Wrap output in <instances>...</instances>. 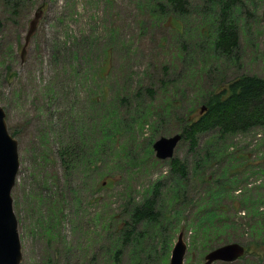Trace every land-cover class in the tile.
Returning <instances> with one entry per match:
<instances>
[{
  "label": "rangeland",
  "instance_id": "rangeland-1",
  "mask_svg": "<svg viewBox=\"0 0 264 264\" xmlns=\"http://www.w3.org/2000/svg\"><path fill=\"white\" fill-rule=\"evenodd\" d=\"M157 2L0 0V106L19 141L13 198L22 264H169L180 233L188 247L184 264H204L209 252L230 243L251 251L244 260L215 264H264L261 222L250 212L264 183L239 168L244 156L262 158L264 130L211 144L217 155L200 172L199 155L216 132L201 136L196 150L182 140L174 157L186 164L185 185L153 149L200 114L205 94L193 67L209 66L211 78L226 82L264 78V0H242L238 49L205 62L202 45L213 36L219 11L191 0L180 16L156 9ZM40 10L23 63L30 22ZM70 146L82 158L67 173L59 152ZM152 196L160 223H136L134 210Z\"/></svg>",
  "mask_w": 264,
  "mask_h": 264
},
{
  "label": "trees",
  "instance_id": "trees-1",
  "mask_svg": "<svg viewBox=\"0 0 264 264\" xmlns=\"http://www.w3.org/2000/svg\"><path fill=\"white\" fill-rule=\"evenodd\" d=\"M206 5L211 10L219 11L218 24L214 28V34L209 37L208 43H203L202 52L199 59L202 62L208 59H214L213 54H220L229 57L235 50L238 49L240 38L239 19L237 16L242 9V0H206ZM157 7L162 10L168 9L173 14L186 16L191 8V0H162L161 3L157 2ZM159 10V9H158ZM156 11V10H155ZM162 14L163 11L160 10ZM207 47L208 50H204ZM214 50V52L211 50ZM191 75H199L201 78L200 91L204 96L203 105L201 107L206 110L198 117L192 118L191 116L185 120V126L182 131V140L190 142L191 148L196 150L200 145V138L210 132L214 133V137L205 146V156L199 155V161L196 163V171L200 172L206 164L211 162L217 155V151L210 148V145L216 144L228 136L238 134H248L253 130H264V78L259 76L241 75L231 81L226 82L225 78L219 76L211 78L212 71L209 66H204L202 71L199 72L196 67ZM208 79L206 85L205 79ZM119 123V114L114 113L111 117ZM16 134L13 133V136ZM111 137L114 136L110 132ZM82 148L86 145L84 136L78 139V146ZM92 157L93 154L91 153ZM63 169L68 173L77 166L78 160L82 158L80 149L78 147L63 148L59 152ZM246 162L241 164L239 168H244L245 173L253 175L258 179H262L264 183V153L262 158L253 162L248 157H243ZM162 161V160H160ZM201 161V162H200ZM158 163L159 160L157 161ZM170 166L172 176L175 178L176 183L185 185L187 183L188 170L186 164L177 157L165 160ZM201 180L208 181L206 177ZM264 204L263 193H258L256 198L250 200L251 213L253 219H258L262 226V249L264 253V213H261L260 205ZM243 208H245L243 206ZM241 208V209H243ZM160 208L155 202V196L148 198L144 204L134 210L132 219L136 223H160L162 217ZM262 220V221H261ZM163 224V223H162ZM50 231V229H49ZM212 230L210 233H213ZM131 231L127 233V237L131 236ZM209 233V234H210ZM159 237L164 238L162 231L158 234ZM167 246V242H163ZM164 245L162 246L164 248ZM247 253H250L251 247L247 248ZM264 257V254L261 255ZM245 255L240 259L244 260Z\"/></svg>",
  "mask_w": 264,
  "mask_h": 264
},
{
  "label": "water",
  "instance_id": "water-1",
  "mask_svg": "<svg viewBox=\"0 0 264 264\" xmlns=\"http://www.w3.org/2000/svg\"><path fill=\"white\" fill-rule=\"evenodd\" d=\"M42 16L43 10H40L30 22L26 41L21 51L23 63ZM205 110L202 108L201 113H204ZM182 139L181 134L158 139L153 144L156 157L162 161L173 158ZM19 169V141L10 132L6 111L0 106V264H22L23 262L19 221L15 213L13 198ZM187 249L184 233H180L172 250L169 264H184ZM246 252L245 246L239 243H230L209 252L205 257L204 264L233 263L246 255Z\"/></svg>",
  "mask_w": 264,
  "mask_h": 264
}]
</instances>
